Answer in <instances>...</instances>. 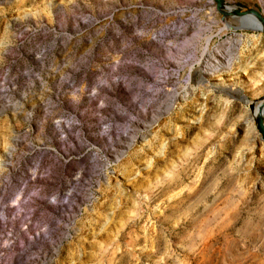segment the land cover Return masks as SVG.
I'll use <instances>...</instances> for the list:
<instances>
[{
    "label": "rangeland",
    "instance_id": "obj_1",
    "mask_svg": "<svg viewBox=\"0 0 264 264\" xmlns=\"http://www.w3.org/2000/svg\"><path fill=\"white\" fill-rule=\"evenodd\" d=\"M231 14L0 0V264H264V33Z\"/></svg>",
    "mask_w": 264,
    "mask_h": 264
},
{
    "label": "bare ground",
    "instance_id": "obj_2",
    "mask_svg": "<svg viewBox=\"0 0 264 264\" xmlns=\"http://www.w3.org/2000/svg\"><path fill=\"white\" fill-rule=\"evenodd\" d=\"M231 8H234L231 4H229V3H227V2H225L224 0H222V2H221V12L223 13V15H225V16H228V14L230 15L231 13H230V9ZM236 8V7H235ZM233 13H234V10H233ZM232 13V14H233ZM232 14H231V21L230 22H232V20L234 21L235 20V18H241V19H246V20H250L251 19V16L250 15H248V14H245L244 16H234L235 14H233V16H232ZM252 14V13H251ZM253 16H254V18H255V22H251V21H247L246 23H243V24H236V25H239V26H246V27H251V28H254V29H258V30H260L261 29V27H262V24L260 23V21L257 19V17L254 15V14H252ZM233 23V22H232ZM200 81L201 82H204L205 81V79H204V77L202 76L201 77V79H200ZM263 100H264V98H262L261 100H260V102H258V103H256L257 105V111L259 110V107L261 106V104H262V102H263ZM263 110V108L261 109V111ZM254 111V110H253ZM254 113V112H253Z\"/></svg>",
    "mask_w": 264,
    "mask_h": 264
},
{
    "label": "water",
    "instance_id": "obj_3",
    "mask_svg": "<svg viewBox=\"0 0 264 264\" xmlns=\"http://www.w3.org/2000/svg\"><path fill=\"white\" fill-rule=\"evenodd\" d=\"M215 2H216V5H217V8L219 9V11H221V2H222V0H215ZM236 6H241V7H243L244 5L243 4H241V3H236ZM247 13H252V14H254L256 17H257V19L260 21V23L262 24V27H261V31L264 33V20L261 18V16L259 15V13L257 12V11H255V10H253V9H247L246 10V12H243V13H241V12H239V10L238 9H236V8H234V13L233 14H235V15H241V16H244L245 14H247ZM243 29H250V30H252V28H249V27H242ZM256 30V29H255Z\"/></svg>",
    "mask_w": 264,
    "mask_h": 264
}]
</instances>
